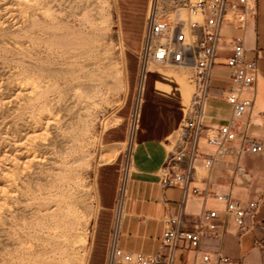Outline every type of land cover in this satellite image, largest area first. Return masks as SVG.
<instances>
[{
	"label": "rangeland",
	"instance_id": "1",
	"mask_svg": "<svg viewBox=\"0 0 264 264\" xmlns=\"http://www.w3.org/2000/svg\"><path fill=\"white\" fill-rule=\"evenodd\" d=\"M189 1L0 0V264H103L136 136L177 137L190 97L141 73L146 16Z\"/></svg>",
	"mask_w": 264,
	"mask_h": 264
},
{
	"label": "built area",
	"instance_id": "2",
	"mask_svg": "<svg viewBox=\"0 0 264 264\" xmlns=\"http://www.w3.org/2000/svg\"><path fill=\"white\" fill-rule=\"evenodd\" d=\"M185 8L190 17L188 21L179 16L168 21L160 17L155 6L151 5L138 55L141 73L150 63L172 67L186 71L187 83L192 87L187 115L181 119L177 128L178 147L160 169L159 185L163 189H180L183 201L189 196L202 195L224 203L223 215L231 218L240 234H246L255 225L257 204L251 203L247 208H242L230 193L212 196L207 188L200 189L193 185L197 167L209 173L217 160L231 152L230 145L236 141L238 148L235 153L238 157L245 153L262 155L260 143L239 135L241 118L253 107V101L244 99L242 95L255 89L258 73L256 63L245 58L242 35L222 36L225 30L244 32L257 17L258 0H192ZM224 39L228 40L230 51L225 62L226 68L230 70L225 101L231 108V115L221 128L207 129L203 127L205 105L211 91L213 69ZM203 137L207 145L215 149L213 155L199 151L198 144ZM236 171L240 174L244 172L240 167ZM126 182L127 178L122 183L120 198ZM247 217L250 220L248 225L245 222ZM119 218L117 212L105 264H185L183 254L187 252L193 253L191 264H230L223 250L225 221L216 210L203 209L197 222L189 227L182 223L181 218L166 222L161 248L155 255L128 252L117 247ZM203 243H210L211 250L203 252ZM255 246L264 251V242L255 241Z\"/></svg>",
	"mask_w": 264,
	"mask_h": 264
},
{
	"label": "crops",
	"instance_id": "3",
	"mask_svg": "<svg viewBox=\"0 0 264 264\" xmlns=\"http://www.w3.org/2000/svg\"><path fill=\"white\" fill-rule=\"evenodd\" d=\"M239 35L244 37L245 58L254 61L258 70L254 91L242 95L244 99L253 101V107L242 116L239 135L260 143L262 155L245 153L238 157L235 153L238 148L236 141L230 145L231 152L217 160L209 173L197 167L193 186L207 188L212 196L230 193L242 208H247L251 203L257 204L253 229L249 233L240 234L231 218L223 215L224 203L212 197L189 196L183 201L180 189L161 188L159 171L167 157L178 147L174 123L171 124V129L152 128L151 131L136 136L117 228L116 245L119 249L155 255L161 248L166 222L181 218L182 223L189 227L197 222L203 209H211L224 218L223 250L230 264H264V251L255 246V241L264 242V0H258L257 17L244 32H222L225 38ZM229 53L228 40L224 39L213 69L211 91L205 105L203 127L207 129L221 128L231 115V108L225 101V92L230 84V70L225 66ZM187 77L186 72V79ZM189 91L188 106L192 87ZM188 106L182 118L187 115ZM180 121L181 119L178 123ZM198 146L201 153L214 154L215 149L207 145L204 137ZM237 167L243 169V174L236 171ZM245 222L247 225L250 223L248 217ZM211 248L210 243H203L201 246L203 252L210 251ZM192 258V252L183 254L185 264H191Z\"/></svg>",
	"mask_w": 264,
	"mask_h": 264
},
{
	"label": "bare ground",
	"instance_id": "4",
	"mask_svg": "<svg viewBox=\"0 0 264 264\" xmlns=\"http://www.w3.org/2000/svg\"><path fill=\"white\" fill-rule=\"evenodd\" d=\"M154 2H155V0H153V4H154ZM148 66V65H147ZM147 68V67H146ZM145 68V69H146ZM144 71V70H143ZM124 192H125V186H124V189H122V192H121V203H120V205H119V209H118V214H119V216H120V214H121V205H122V199H123V195H124Z\"/></svg>",
	"mask_w": 264,
	"mask_h": 264
}]
</instances>
